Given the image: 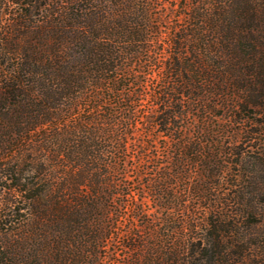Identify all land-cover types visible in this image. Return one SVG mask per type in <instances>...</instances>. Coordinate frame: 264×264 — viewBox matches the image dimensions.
Instances as JSON below:
<instances>
[{"label":"trees","instance_id":"1","mask_svg":"<svg viewBox=\"0 0 264 264\" xmlns=\"http://www.w3.org/2000/svg\"><path fill=\"white\" fill-rule=\"evenodd\" d=\"M259 114L264 0H0V264H264Z\"/></svg>","mask_w":264,"mask_h":264},{"label":"rangeland","instance_id":"2","mask_svg":"<svg viewBox=\"0 0 264 264\" xmlns=\"http://www.w3.org/2000/svg\"><path fill=\"white\" fill-rule=\"evenodd\" d=\"M257 119H262L263 121H264V116L263 115H261V114H259L258 116H257ZM262 145H263V147H262V149L264 150V142L262 143ZM261 146V145H260ZM248 148V147H247ZM252 148V150H254V148L253 147H251ZM260 150V149H259ZM234 172H236V171H234ZM237 174V173H236ZM1 194H3V192H0Z\"/></svg>","mask_w":264,"mask_h":264}]
</instances>
